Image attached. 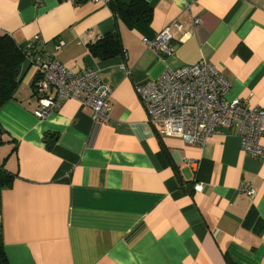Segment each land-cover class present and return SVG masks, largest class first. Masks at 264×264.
<instances>
[{"label":"crops","instance_id":"obj_1","mask_svg":"<svg viewBox=\"0 0 264 264\" xmlns=\"http://www.w3.org/2000/svg\"><path fill=\"white\" fill-rule=\"evenodd\" d=\"M145 1L150 19L129 27L112 2L131 0H0V37L37 38L66 68L92 69L112 87L106 123L73 99L37 119V70L21 64L16 99L0 108L8 264H264V159L227 128L202 144L161 135L136 92L204 59L230 81L226 100L264 108V0ZM165 26L174 51L163 59L143 38ZM111 32L123 51L95 57L89 44Z\"/></svg>","mask_w":264,"mask_h":264},{"label":"built area","instance_id":"obj_2","mask_svg":"<svg viewBox=\"0 0 264 264\" xmlns=\"http://www.w3.org/2000/svg\"><path fill=\"white\" fill-rule=\"evenodd\" d=\"M43 0H34L36 5ZM70 3L81 1L102 2L108 0H65ZM198 18L193 19L198 24ZM177 24V23H175ZM170 27L165 26L150 39L143 38L147 49L158 57L170 56ZM26 44L31 47L32 42ZM59 40L55 47H59ZM27 60L36 67L34 88L37 105L33 115L37 119L47 117L64 100L73 99L89 107L94 121L106 123L111 110L112 87L104 82L92 69L75 73L62 65L53 55L35 50ZM227 80L211 63L204 59L184 64L176 69H166L157 78L136 86L151 125L161 135L175 136L189 144H202L219 128L234 130L239 145L248 155L264 159V108L249 107L245 101L226 100L230 89ZM195 191L202 184L194 185ZM250 198L255 191L250 185L241 186Z\"/></svg>","mask_w":264,"mask_h":264},{"label":"trees","instance_id":"obj_3","mask_svg":"<svg viewBox=\"0 0 264 264\" xmlns=\"http://www.w3.org/2000/svg\"><path fill=\"white\" fill-rule=\"evenodd\" d=\"M112 7L115 15L129 27L147 22L152 14V9L145 0H131L128 4L112 2ZM27 43L28 41L17 44L7 35L0 37V108L9 100L16 99L21 64L29 54L37 50L39 41H33L31 47ZM89 50L95 57L104 60L120 54L123 48L119 35L111 32L89 44ZM0 264H8L1 238Z\"/></svg>","mask_w":264,"mask_h":264},{"label":"rangeland","instance_id":"obj_4","mask_svg":"<svg viewBox=\"0 0 264 264\" xmlns=\"http://www.w3.org/2000/svg\"><path fill=\"white\" fill-rule=\"evenodd\" d=\"M155 35H156V34H155ZM155 35H154V36H155ZM148 39H150V38H148Z\"/></svg>","mask_w":264,"mask_h":264}]
</instances>
